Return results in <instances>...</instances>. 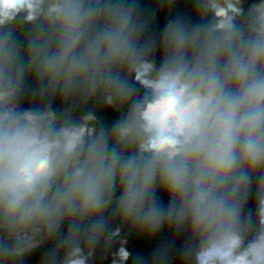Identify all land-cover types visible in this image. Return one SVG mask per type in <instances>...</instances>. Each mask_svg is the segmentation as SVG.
Segmentation results:
<instances>
[{"label":"clouds","instance_id":"1","mask_svg":"<svg viewBox=\"0 0 264 264\" xmlns=\"http://www.w3.org/2000/svg\"><path fill=\"white\" fill-rule=\"evenodd\" d=\"M192 9L157 40L137 0H0V264H90L124 225L187 233L180 264H264V0Z\"/></svg>","mask_w":264,"mask_h":264},{"label":"trees","instance_id":"2","mask_svg":"<svg viewBox=\"0 0 264 264\" xmlns=\"http://www.w3.org/2000/svg\"><path fill=\"white\" fill-rule=\"evenodd\" d=\"M137 2L140 9L145 14L153 13L155 15V19L150 27V32L156 36L157 40L162 34L163 28L169 18L175 17L176 15H182L191 19L193 22L197 19L193 14L192 0H176V3L172 7L171 11L167 10L164 0H137ZM255 2H258V0H244V5L247 7ZM161 58L160 50L157 49L154 58L155 62L159 64ZM28 84L30 86H34V82L31 79L28 81ZM137 87L139 88V86ZM139 91L141 94L143 93L142 89H139ZM29 100L30 97H25L22 102L23 108H28L30 106ZM64 106L65 105H63L59 99H56L53 103V107L56 110H59ZM96 113L100 120L109 127L116 119H118L119 116V113L111 109L100 107H96ZM255 191L256 188L254 185L252 188V194L245 209L246 213L250 212L253 215L255 214L256 208ZM157 198L165 206L167 205L168 197L164 192H157ZM111 227L113 229L120 227L119 221L113 219L111 221ZM63 231H67V224L64 225ZM186 238L187 233L176 235L168 229H162L156 236L149 238L148 236L131 229L130 226L124 225L122 226L120 235L114 238L107 248H105L103 242L97 246L90 264H112L114 254L121 247V241H125L123 246L130 253L129 259L125 262V264H136V258L138 256L142 257L146 261V264H151L154 252L162 246H170V264H180L181 249L185 244ZM53 243L54 242H49L46 245L39 247L25 259L24 264H42L45 253L52 247Z\"/></svg>","mask_w":264,"mask_h":264},{"label":"built area","instance_id":"3","mask_svg":"<svg viewBox=\"0 0 264 264\" xmlns=\"http://www.w3.org/2000/svg\"><path fill=\"white\" fill-rule=\"evenodd\" d=\"M47 244V243H46ZM46 244H42L40 247H42V246H44V245H46Z\"/></svg>","mask_w":264,"mask_h":264},{"label":"water","instance_id":"4","mask_svg":"<svg viewBox=\"0 0 264 264\" xmlns=\"http://www.w3.org/2000/svg\"><path fill=\"white\" fill-rule=\"evenodd\" d=\"M13 27L15 28V27H16V25H13Z\"/></svg>","mask_w":264,"mask_h":264},{"label":"rangeland","instance_id":"5","mask_svg":"<svg viewBox=\"0 0 264 264\" xmlns=\"http://www.w3.org/2000/svg\"><path fill=\"white\" fill-rule=\"evenodd\" d=\"M159 192V191H158Z\"/></svg>","mask_w":264,"mask_h":264}]
</instances>
